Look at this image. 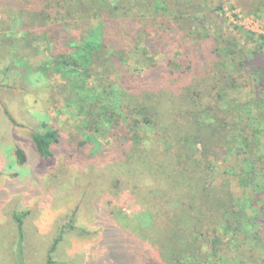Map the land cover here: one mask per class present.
I'll return each instance as SVG.
<instances>
[{
	"label": "rangeland",
	"instance_id": "1",
	"mask_svg": "<svg viewBox=\"0 0 264 264\" xmlns=\"http://www.w3.org/2000/svg\"><path fill=\"white\" fill-rule=\"evenodd\" d=\"M40 1L0 0V264H176L167 251V238L184 235L189 223L177 227L174 222L180 214L168 221L167 212L176 203L170 206L168 198L156 200L150 194L151 190L167 194L154 183L153 169L141 168L138 161L122 163L114 141L101 153L91 145L80 149V119L64 108L58 94L61 78H40L26 68L46 61V44L31 38L22 46L12 44L11 35L22 31L13 24L19 17L28 24H41L34 20L36 9L42 8ZM164 1V9H157L149 0H138V7L127 9L144 37L142 44L138 38L132 45L143 50L147 38L156 32L170 40L178 33L180 39L170 48L186 46L196 55L193 76L189 74L191 78L182 82L191 96H200L199 105L190 106V115L199 108L213 110L231 128L229 154L222 156L225 137L215 133L209 143L195 145V164L186 166L189 172L198 168L206 188H230V212L223 218L222 232H212L211 238L224 248L214 260L203 252L193 258L187 255L181 263L264 264V79L259 68L264 63V0H207L202 6H186L183 14L176 11V0ZM190 19L197 22H188ZM179 24L187 32L178 30ZM220 35L234 50L235 61L227 57L228 48ZM159 47L132 54L131 69L138 72L152 58L163 63L169 46L160 47L161 54L155 50ZM217 49L226 58L210 72L216 58L212 51ZM15 51L22 62L14 58ZM163 64L166 70L159 72L157 80L170 87L178 76ZM22 75H29V80ZM215 84L222 97L219 102L209 95ZM199 118L208 121L206 115ZM44 122L61 138L50 160L40 156L32 139ZM18 148L28 159L23 166L18 163ZM196 190L179 189L174 196L185 204H195L191 196L196 197ZM18 213H27L22 232L14 219ZM190 239L208 242L203 235L194 234Z\"/></svg>",
	"mask_w": 264,
	"mask_h": 264
},
{
	"label": "trees",
	"instance_id": "2",
	"mask_svg": "<svg viewBox=\"0 0 264 264\" xmlns=\"http://www.w3.org/2000/svg\"><path fill=\"white\" fill-rule=\"evenodd\" d=\"M149 1L151 4L153 2L157 9L166 8L164 0ZM206 1L176 0V11L183 14L186 6H202ZM40 2L42 8L36 9L34 20L40 21L41 24L35 25L33 21L28 24L26 18L19 17L13 24L22 31L11 35V41L12 44L22 46L30 43L31 38L32 41L46 44L43 51L46 61L38 67L27 65L26 68L40 78H61L62 85L58 94L63 99L64 108L80 119L78 133L82 141L79 148L91 145L95 152L101 153L102 149L114 141V150L122 155V163L138 161L141 168H152L156 175L154 183L161 186L168 196L158 195L157 190H151L150 194L156 200L168 198L167 203L170 206L176 203V207L167 212L168 221L174 214H180L174 222L177 227L184 226L186 221L189 223L184 235L174 236V239L167 238L170 243L167 251L171 252V261L182 264L181 260L185 256L193 258L203 252L207 259L214 260L222 252L224 244L220 241L215 244L211 239L212 232H222L223 218L231 209L227 199L230 188L227 185L219 189L206 188V179L198 168L195 167L194 172H189L186 171V166L195 164L192 159L195 145L209 143L210 137L215 133L224 134L225 150L222 156L229 154L230 146H227V142L231 128H228L227 121L219 120L213 110L199 108L197 114L190 115V106L199 105L200 96H191L182 82L191 78L196 70V55L193 49L180 47L181 45L177 50L170 48L180 39L178 33L173 34L170 40L164 34L156 32L154 37L147 38L148 45L143 41L147 47L143 50L132 45L133 41L137 43L138 38H144L143 32L138 29V22L126 12L129 7H132V10L138 7V0ZM159 13L160 11L155 15ZM92 19L98 20L99 23L91 24L89 20ZM191 21L197 22L196 19H190L188 22ZM38 29H41L40 32ZM178 30L187 32L185 25L181 24L178 25ZM173 32L176 33L174 30ZM218 38L223 44L227 42L224 35ZM250 38L252 41L253 35H250ZM159 44L160 47L165 44L169 46V53L165 54L163 63L178 76L170 87L162 84L161 79L157 80L159 72L166 70L163 63H156L152 58L144 63L138 72L133 71L129 65L132 54L146 53L151 46L156 47ZM160 47L155 49L159 54ZM226 47L227 57L235 61L236 58L232 57L234 50L227 45ZM212 53L216 58L209 67L210 72L218 69V65L222 63L221 58H226L219 54L218 49ZM13 56L22 62L23 57L17 51ZM258 58L256 55L255 61ZM259 68L264 79V63ZM25 76L21 77L29 80V75ZM218 86H210L212 92L209 94L217 102L222 98L218 94ZM203 115L208 116V121H200L199 117ZM41 128V131L33 134L32 139L40 156L50 160L55 157L53 147L61 142V138L59 132L47 122L42 123ZM16 154L19 165H25L28 161L25 151L18 148ZM103 162L104 160H101V166ZM105 180L101 177V181ZM183 188L197 189L196 197L191 196L196 205L185 204L179 200L180 197L174 196V191ZM179 202L181 205L178 206ZM26 214L14 215L20 232L23 231V219ZM205 228L206 235L202 233ZM194 234L203 235L208 242L191 240L190 237ZM61 238L55 242L52 252Z\"/></svg>",
	"mask_w": 264,
	"mask_h": 264
}]
</instances>
